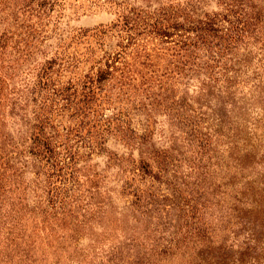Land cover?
Instances as JSON below:
<instances>
[{
  "label": "rangeland",
  "instance_id": "1",
  "mask_svg": "<svg viewBox=\"0 0 264 264\" xmlns=\"http://www.w3.org/2000/svg\"><path fill=\"white\" fill-rule=\"evenodd\" d=\"M188 1L0 0V147L12 139L19 153L1 170L0 264H128L144 247L152 264H264V47L250 38L219 52L213 37L193 48L190 24L167 18ZM214 1L203 14L224 30ZM156 21L167 22V37ZM202 58L198 68L214 72L205 91L192 76ZM170 95L187 115L200 106L194 125L207 153L178 127L176 106L162 100ZM219 112L238 114L248 170L235 167ZM42 120L50 159L31 151ZM162 152L175 157L159 172L151 156ZM140 155L151 173L139 170ZM141 194L148 215L129 207ZM190 198L205 207L206 247H185L180 231L179 249L160 255L162 238L184 228L181 200ZM72 213L84 223L75 227Z\"/></svg>",
  "mask_w": 264,
  "mask_h": 264
},
{
  "label": "trees",
  "instance_id": "2",
  "mask_svg": "<svg viewBox=\"0 0 264 264\" xmlns=\"http://www.w3.org/2000/svg\"><path fill=\"white\" fill-rule=\"evenodd\" d=\"M206 0H189L187 4L184 5V7L179 12H174L172 15H170L167 18H177L178 20H181L180 22L175 23L177 26H182L184 24L183 22H187L190 24L189 28L194 34V39L192 42H190V46L193 48H201L204 47L207 43H211V38H216L217 40V47L222 51L223 50H233V48H237L240 44L245 43L247 39L252 38L255 42H262L261 46L264 47V0H215V4L217 8L222 11L219 13V15H215L217 18L219 16L222 17V20L227 23V26L224 27V30H217L216 22H213L211 18H209L208 14H203V9L201 8L204 6V2ZM156 25V26H155ZM156 31L159 32V35L162 37H167L169 33L167 30L169 29V26H167V22L162 21H156L154 23L153 27ZM221 32V33H219ZM224 45V46H223ZM261 47V48H262ZM232 57H230L231 59ZM203 62L200 63V59L198 60V63L194 66H197L194 71L192 72V76H196L199 81V86L201 89L204 90L205 88V82L208 79L209 75L210 78H213V73L208 74V72L202 69H199V65H202V67H205V60L202 58ZM218 62L219 60H215ZM214 61V62H215ZM217 65V63H215ZM206 68V67H205ZM218 73V72H215ZM44 75V74H43ZM212 80V79H211ZM215 82L219 80V77L214 78ZM227 83V90H231L232 86L236 85V81L226 78ZM92 84V83H90ZM207 89V88H206ZM56 91V90H54ZM205 91V90H204ZM94 92V89L91 88L88 92V95H92L91 93ZM207 92L212 93L209 90ZM66 93V92H65ZM208 93V94H209ZM202 94V93H201ZM228 94H231L228 92ZM62 95V94H61ZM203 96V95H202ZM162 100L164 101H170V103L174 104L175 110L173 113V118L177 120L178 127L183 126L182 128L186 131H183L186 136L188 133L196 132L195 139L198 143V147L204 152L207 153L209 150V142L207 139V136L205 134L200 133L197 130V126L195 124V120L199 119L200 116L196 115V110L200 108L198 106L196 109L191 108V115L185 114V107L186 104L185 100L181 98L174 99L172 96H165ZM201 100V99H200ZM200 101H196L197 105H200ZM227 102V101H226ZM233 108L235 104H232ZM172 105L169 106L170 109ZM238 114H235L232 117H229L228 114H221L220 112L215 115L214 120L217 122L220 130L218 131L222 137L229 140V150L231 152V159L233 163L235 164V167L239 168L240 171L248 170L251 166L247 165L246 162L243 160V154L248 152L246 147L250 143L247 138H245L243 135V129L239 125V118ZM47 118V117H46ZM185 120V123H182ZM46 126V121L42 120L40 124L38 125V132L31 133L29 140L31 141V151L34 155L43 154L44 156L47 155L48 159H50L53 155V148L52 144L50 142V139L46 137L43 134V131ZM218 134V133H217ZM218 134V135H220ZM241 139L245 142L242 144L241 147H239V144L241 143ZM11 140L6 143L8 146V150H5L3 147H0V180L4 178V174L1 171L2 167L8 168L10 171L13 168V160L19 155V153L16 152V146L12 139H6ZM248 142V143H247ZM4 143V142H3ZM34 147V148H33ZM252 147V144L251 146ZM4 149V150H3ZM147 155V154H146ZM150 155V154H149ZM70 158V163L74 162L75 160V154H69L68 156ZM175 156L173 154H167V152L158 153L156 155L151 156V159L154 160V163H157V167L160 169L159 172L164 169L169 164H172V160ZM139 158L141 159V164H144V167H141L139 170L146 171L145 174L151 173L153 170V167H151L150 159H142V156L140 155ZM249 164V163H248ZM150 169V170H149ZM151 171V172H150ZM249 184V183H248ZM1 189V187H0ZM135 191H138L140 193L141 191L138 189H134ZM190 197V196H189ZM200 199V198H199ZM199 199H184L181 200V210H183V225L184 228L179 229L177 232L176 229L173 230V232L169 233L167 238H162L163 241H166L163 245H157L156 247L159 248V254L165 257H168L172 255L174 252H176L179 249L178 244L180 243V239L178 238V234L181 231L182 236V242L185 244L184 246H199V248L203 249L206 247V243L208 241V234L207 232L210 229V225L207 224L209 220L204 219V214L202 213V210L205 209L203 204H200ZM147 205L149 203H145V198H142L141 196H134L133 201L129 204V207L135 208V212H140L141 215H148L147 212ZM95 208L97 207V210H99V216L97 217L100 221L104 218V212H102L104 204L103 202H96L94 204ZM179 206V205H178ZM220 212V211H219ZM202 213V214H201ZM74 213L68 215L70 219H74L72 224L75 227H78V225L83 224L84 222L81 220H78L77 215L74 217ZM55 215L53 214L52 217ZM212 217V214L210 215ZM221 218V217H219ZM3 217L0 216V229L1 225H4L5 227V221L2 220ZM77 219V220H76ZM96 218H90L91 225H93V221ZM164 225V224H163ZM164 228L161 229V234H165L166 232L163 231ZM2 230V229H1ZM0 230V231H1ZM10 235V233H9ZM170 237V239H168ZM133 241V239L131 238ZM157 240H154L153 244L156 245ZM155 247H152V251H154ZM145 247L142 249L137 248L135 250L136 257H133V260L128 264H152L148 256L146 255L144 251ZM129 250L132 254H134L133 245L129 247ZM201 260H204L203 251L201 253Z\"/></svg>",
  "mask_w": 264,
  "mask_h": 264
}]
</instances>
